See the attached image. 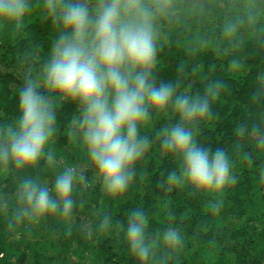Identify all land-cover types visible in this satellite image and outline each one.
<instances>
[{"label": "trees", "instance_id": "16d2710c", "mask_svg": "<svg viewBox=\"0 0 264 264\" xmlns=\"http://www.w3.org/2000/svg\"><path fill=\"white\" fill-rule=\"evenodd\" d=\"M170 15L157 20V53L152 77L171 84L176 94L204 95L208 83L219 81L210 98L211 115L197 124V140L213 150L222 148L234 164L237 182L220 193L198 192L188 185L165 190L162 182L179 161L160 150L157 133L179 123L169 108L153 112L142 134L152 137L151 149L135 165V178L122 196L109 197L88 162L84 146L69 131L78 105L55 98L56 133L49 150L54 168L44 160L34 167L0 168V264H138L127 249L118 225L130 209L149 216L150 237L174 225L181 246L157 251V264H264V151L252 139V129L264 128V0H172ZM32 9L18 28L0 26V131L19 117L18 94L37 78L57 39V28L45 13V0ZM251 8L257 17L243 22L230 37L224 26ZM251 159H245L246 151ZM76 166L84 179L73 191L70 217L48 215L16 219L22 205L19 181L35 178L51 187L55 175ZM212 203L217 210H210ZM113 225L104 228L102 216ZM83 221V223H81Z\"/></svg>", "mask_w": 264, "mask_h": 264}, {"label": "clouds", "instance_id": "9594fccd", "mask_svg": "<svg viewBox=\"0 0 264 264\" xmlns=\"http://www.w3.org/2000/svg\"><path fill=\"white\" fill-rule=\"evenodd\" d=\"M32 0H0V26L18 28L32 9ZM172 0H45V13L57 28V39L37 78L28 80L18 94L19 117L0 131V168L34 167L44 160L54 168L56 156L49 150L56 133L55 98L78 105L69 135L84 146L87 160L106 195L122 196L135 178V165L152 147V137L142 134L153 112L171 108L179 123L157 133L160 150L179 161L161 184L165 190L188 185L198 192L220 193L237 182L234 164L222 148L213 150L197 140V124L212 113L210 98L221 84H207L200 94H176L171 84H157L152 77L157 53V20L170 15ZM257 19L248 8L244 16L224 26V34L236 33L241 23ZM264 151V128L249 137ZM246 151L245 159H251ZM84 177L76 166H67L51 184L35 178L19 181L17 196L25 207L16 219L60 214L71 216L73 191ZM264 179V177H262ZM210 210L216 211L212 203ZM104 228L112 219L101 218ZM130 254L138 264H157V251L170 252L182 244L180 230L167 226L150 237L148 214L139 206L129 210L118 225ZM159 264H166L162 257Z\"/></svg>", "mask_w": 264, "mask_h": 264}, {"label": "rangeland", "instance_id": "374dc122", "mask_svg": "<svg viewBox=\"0 0 264 264\" xmlns=\"http://www.w3.org/2000/svg\"><path fill=\"white\" fill-rule=\"evenodd\" d=\"M97 180H98V179L94 177L92 183H93V184L96 183ZM81 223H83V221H81Z\"/></svg>", "mask_w": 264, "mask_h": 264}]
</instances>
